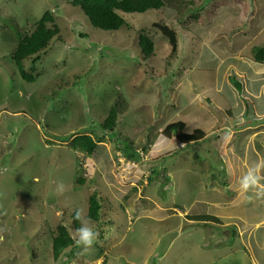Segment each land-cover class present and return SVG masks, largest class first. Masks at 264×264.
Here are the masks:
<instances>
[{"label":"rangeland","instance_id":"rangeland-1","mask_svg":"<svg viewBox=\"0 0 264 264\" xmlns=\"http://www.w3.org/2000/svg\"><path fill=\"white\" fill-rule=\"evenodd\" d=\"M68 1L0 0V264H257L233 227L193 223L185 213L205 198L226 199L216 189L226 164L212 150L220 137L206 129L232 125L235 109L207 69L230 55L253 60L252 47L264 44V0H252L249 20L234 0L211 19L205 12L220 0H166L159 10L122 13L129 27L116 31L93 27ZM46 11L59 35L33 69L24 61L35 78L27 81L11 59V25L30 33ZM155 23L176 31V52ZM141 33L155 43L149 58ZM113 105L119 116L108 132L100 125ZM178 121L206 137L185 145L165 137ZM79 134L99 141L94 156L70 147ZM94 193L102 205L95 222L87 218ZM78 209L99 236L55 260L52 236L60 224L74 234Z\"/></svg>","mask_w":264,"mask_h":264},{"label":"crops","instance_id":"crops-1","mask_svg":"<svg viewBox=\"0 0 264 264\" xmlns=\"http://www.w3.org/2000/svg\"><path fill=\"white\" fill-rule=\"evenodd\" d=\"M235 56L230 55L229 59L225 58L219 65L207 69L217 74L216 82L214 81L216 93L224 98L228 95L229 105L233 110L235 109V114L232 112L229 114L234 117L232 125L226 124L221 127L212 125L206 129L220 137L217 140L219 143L214 144L217 148L212 150L223 156L227 166L225 165V169L221 168L223 170L221 185L214 184V186H218L216 189L221 196L223 193L226 199L224 197L219 199V195L205 198L196 202L185 214L193 223L195 221L189 216L200 213L199 215L216 217L221 223L218 225L220 228H223V225L233 227L236 230L235 238L238 235V238L242 237V240L246 239L250 244L255 263L264 264V189L262 188L264 168L260 170L262 179L258 186L244 191L240 185L241 179L250 167L264 163V64L250 58ZM194 130L205 133V136L196 142L206 137L203 129ZM222 132H224L223 136ZM229 183H232V187ZM220 187L224 190L220 191ZM228 194L230 196H227ZM253 251L259 254V259H256Z\"/></svg>","mask_w":264,"mask_h":264},{"label":"trees","instance_id":"trees-1","mask_svg":"<svg viewBox=\"0 0 264 264\" xmlns=\"http://www.w3.org/2000/svg\"><path fill=\"white\" fill-rule=\"evenodd\" d=\"M234 1L237 4H245L244 8L247 10L248 8H251L250 12H246V9H243L242 11V14H247L246 20H249L254 15L255 10L252 0H249V2H246L245 0ZM68 2L72 6L78 7L93 27L105 31H116L120 28L129 27V24L122 16V13H144L149 10H159L166 4V0H69ZM225 4H227V0L213 2L210 5L209 10L205 12L206 17L211 19ZM194 11L198 10L194 9ZM192 17L199 20L200 23H206L201 18V14H199V12L192 14ZM34 26L35 27L30 33L22 34L18 31L17 26L11 25V28L15 30L14 35L16 36V46L11 54V59L17 67L20 77L27 81H33L35 78L32 74L25 70L24 61H31L30 65L31 69H33L36 63L40 60L41 55L45 53L50 46L52 39L58 37L59 35V27L55 23L51 11L44 12ZM154 27L157 28L161 35L167 39L169 45L171 46V52H176L178 47V35L176 31L168 25L161 23H155ZM12 36H9L11 40L15 38V36ZM138 45L142 55L145 57L149 58L154 53V41L142 33L139 36ZM251 58L255 62L264 64V44L252 47ZM118 116V110L116 106L113 105L101 123V128L107 130L108 132L114 131L117 126ZM162 134L167 138L174 137L181 143L198 141L205 135L201 130H194L192 133H186L185 123L183 121L167 124L163 128ZM98 142L99 141L95 140L89 134H79L74 135L70 139L69 144L75 151H80L86 156H94L98 151ZM128 156L134 158L135 153L132 152ZM79 181L84 182V179L79 178ZM101 209V202L96 193H94L88 199L87 218L94 222L99 221ZM189 217L191 220H194L197 223L202 222L205 225L214 224L213 222L217 225L220 223L219 220L212 215L201 214ZM72 223L75 229L80 227V221L76 219V212L73 213ZM235 232L236 230L233 231V234H235ZM72 245H74V241L68 227L65 224L58 225L56 233H54L51 239L53 258L55 260L59 259L64 251Z\"/></svg>","mask_w":264,"mask_h":264},{"label":"clouds","instance_id":"clouds-1","mask_svg":"<svg viewBox=\"0 0 264 264\" xmlns=\"http://www.w3.org/2000/svg\"><path fill=\"white\" fill-rule=\"evenodd\" d=\"M185 132H186V130H185ZM192 142H194V141H192ZM178 143L180 145H185V144H188L190 142H188V143L178 142ZM261 168H264V163H257L254 166L250 167L248 172L243 176V178L240 181V185L244 191H247L248 189L256 187L259 185V182L262 179V177L259 174ZM56 191L58 194H62L65 191V186L63 185V183H60L57 185ZM76 219L78 221H80L81 226L79 228H77L75 230L74 234L72 235V239H73L75 245L76 246H82L85 249L91 248L92 245L96 242V240L99 236V233L97 231H95L90 226V222L84 218L82 209L77 210Z\"/></svg>","mask_w":264,"mask_h":264}]
</instances>
